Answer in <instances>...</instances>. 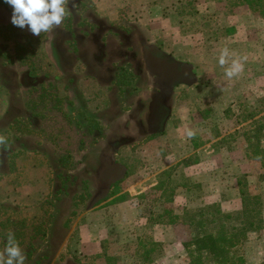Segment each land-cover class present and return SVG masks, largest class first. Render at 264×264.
Here are the masks:
<instances>
[{
    "label": "rangeland",
    "instance_id": "1",
    "mask_svg": "<svg viewBox=\"0 0 264 264\" xmlns=\"http://www.w3.org/2000/svg\"><path fill=\"white\" fill-rule=\"evenodd\" d=\"M236 2L75 0L36 37L0 0V251L12 232L25 264H189L197 211L243 190L264 221V20ZM237 251L264 264V225Z\"/></svg>",
    "mask_w": 264,
    "mask_h": 264
},
{
    "label": "trees",
    "instance_id": "2",
    "mask_svg": "<svg viewBox=\"0 0 264 264\" xmlns=\"http://www.w3.org/2000/svg\"><path fill=\"white\" fill-rule=\"evenodd\" d=\"M237 6L246 7L252 15L264 20V0H237L232 7ZM256 159L262 162L264 172V150H259ZM240 197L242 207L234 215L223 214L219 206L212 205L197 211L194 224L188 220L194 229L191 240L183 244L189 264H246L243 257L237 256V248L246 240L247 233L259 230L264 221L259 200L243 190ZM156 247L154 243L152 250L144 252L145 260Z\"/></svg>",
    "mask_w": 264,
    "mask_h": 264
},
{
    "label": "clouds",
    "instance_id": "3",
    "mask_svg": "<svg viewBox=\"0 0 264 264\" xmlns=\"http://www.w3.org/2000/svg\"><path fill=\"white\" fill-rule=\"evenodd\" d=\"M12 8L10 22L13 26L20 29H27L32 35L39 37L41 33H47L54 28H58L65 17L70 14L67 7L72 3L75 7V0H4ZM233 54L227 47L220 52L218 63L221 67L229 63V58ZM244 65L240 58L232 59L231 64L225 70V75L231 79L242 73ZM189 138L195 133L188 130ZM6 137L0 135V155L6 145ZM3 160H0V164ZM25 255L19 246L15 235L12 232L7 233L6 247L0 251V264H25Z\"/></svg>",
    "mask_w": 264,
    "mask_h": 264
}]
</instances>
